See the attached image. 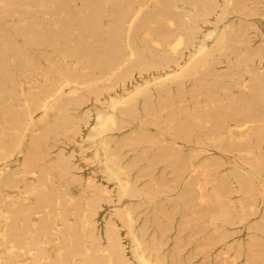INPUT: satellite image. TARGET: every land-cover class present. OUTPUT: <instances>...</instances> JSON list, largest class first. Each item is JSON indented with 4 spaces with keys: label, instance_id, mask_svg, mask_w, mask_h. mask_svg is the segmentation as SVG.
<instances>
[{
    "label": "bare ground",
    "instance_id": "bare-ground-1",
    "mask_svg": "<svg viewBox=\"0 0 264 264\" xmlns=\"http://www.w3.org/2000/svg\"><path fill=\"white\" fill-rule=\"evenodd\" d=\"M0 264H264V0H0Z\"/></svg>",
    "mask_w": 264,
    "mask_h": 264
},
{
    "label": "rangeland",
    "instance_id": "rangeland-1",
    "mask_svg": "<svg viewBox=\"0 0 264 264\" xmlns=\"http://www.w3.org/2000/svg\"><path fill=\"white\" fill-rule=\"evenodd\" d=\"M137 79H138V78H137ZM133 82L136 83V80H134ZM91 110L94 111V108H91ZM85 150H86V151H85V153H84L83 155H85V154H87V153L90 152V149H89V148H87V149H85ZM74 152L76 153V156H77L76 160L78 161V165H79L80 168H81V172H82L85 176L90 175V174L92 173V171L90 170V166H87V165H86V161L83 160V158L81 157V156H83L82 153H81L80 151H78V150H74Z\"/></svg>",
    "mask_w": 264,
    "mask_h": 264
}]
</instances>
